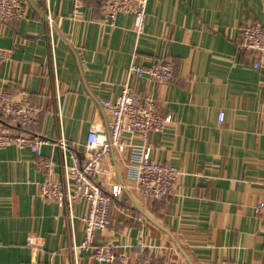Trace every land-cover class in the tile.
I'll use <instances>...</instances> for the list:
<instances>
[{"label":"crops","instance_id":"crops-1","mask_svg":"<svg viewBox=\"0 0 264 264\" xmlns=\"http://www.w3.org/2000/svg\"><path fill=\"white\" fill-rule=\"evenodd\" d=\"M20 1L25 18L0 22V51L10 53L0 61V88L47 111L27 132L44 141L42 156L53 162L57 183L73 156L83 161L92 126L108 133L101 101L120 95L130 64L174 65L168 83L141 76L129 85L137 99L150 98L159 114L172 115L147 145L152 158L182 171V180L172 197L146 200L129 178V150H113L100 183L123 193L95 245L116 244L127 264L149 251L161 264H264V214L255 211L264 181V60L254 69V55L237 38L242 26L264 27V0H148L138 38L132 14L119 13L107 26L96 0L77 12L67 0ZM125 139L144 144L138 135ZM35 161L28 148L0 147V264H103L79 247L84 206L75 204L70 220L61 204L44 200Z\"/></svg>","mask_w":264,"mask_h":264},{"label":"built area","instance_id":"built-area-1","mask_svg":"<svg viewBox=\"0 0 264 264\" xmlns=\"http://www.w3.org/2000/svg\"><path fill=\"white\" fill-rule=\"evenodd\" d=\"M63 1V0H61ZM72 3L75 12L82 8L86 0H67ZM100 7L102 22L114 26L119 13L133 16V32L136 38L143 34L145 28V11L148 0H96ZM26 16V6L20 0H0V22L8 24L19 21ZM47 35L52 39L53 20L46 16ZM238 47L254 55L252 66L259 69L264 60V27L260 24L242 26L238 30ZM10 53L0 51V61L9 58ZM174 65L170 60L157 59L148 66L131 63L127 70V78L120 95L115 100L104 99L102 106L108 111V134L92 126L86 137L84 159L73 156V164L64 167V183L51 179L53 162L42 156L43 140L33 136L27 130L37 118L47 113L43 108L35 107L27 95L15 96L7 89L0 88V119L14 124L18 130L9 125H0V147L14 145L28 148L36 157V166L44 175L38 185V194L44 199L57 202L63 206L68 218H73L75 204L84 206L80 217L83 226V238L79 247L90 250L91 257L103 264H127V255L119 251L114 243L95 245L97 232L104 231L111 217L113 202L123 193L117 185L106 190L100 183V176L107 175L108 170L102 165L103 159L111 151L129 150L131 162L129 178L133 179L135 189L146 200L164 201L176 193L183 172L168 163L158 162L151 155V147L147 145L150 134L162 131L173 122L172 115H161L156 110L155 102L150 98L139 100L129 85L130 80L146 76L153 82L168 83L174 79ZM60 113L58 107L57 114ZM222 113L217 121L222 122ZM127 136L138 135L143 146L129 145ZM63 150L67 145L60 141ZM263 196L255 206L258 215L264 214V181ZM33 246L32 240L27 241ZM41 245L35 244L34 249ZM136 264H161L153 252L142 254ZM224 264H244L236 260H228Z\"/></svg>","mask_w":264,"mask_h":264},{"label":"water","instance_id":"water-1","mask_svg":"<svg viewBox=\"0 0 264 264\" xmlns=\"http://www.w3.org/2000/svg\"><path fill=\"white\" fill-rule=\"evenodd\" d=\"M15 129H19V128H16V127H15ZM107 134H108V133H107ZM111 152H113V151H111Z\"/></svg>","mask_w":264,"mask_h":264}]
</instances>
